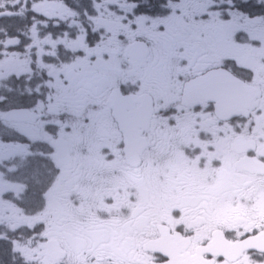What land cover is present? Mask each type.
Instances as JSON below:
<instances>
[{
    "label": "snow or ice",
    "instance_id": "1",
    "mask_svg": "<svg viewBox=\"0 0 264 264\" xmlns=\"http://www.w3.org/2000/svg\"><path fill=\"white\" fill-rule=\"evenodd\" d=\"M0 264H264V0H0Z\"/></svg>",
    "mask_w": 264,
    "mask_h": 264
}]
</instances>
